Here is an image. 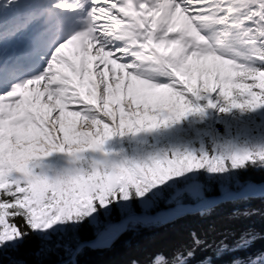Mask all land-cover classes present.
Returning a JSON list of instances; mask_svg holds the SVG:
<instances>
[{
	"label": "snow or ice",
	"instance_id": "obj_1",
	"mask_svg": "<svg viewBox=\"0 0 264 264\" xmlns=\"http://www.w3.org/2000/svg\"><path fill=\"white\" fill-rule=\"evenodd\" d=\"M253 173L264 0H0V264H82L193 217L125 264H264Z\"/></svg>",
	"mask_w": 264,
	"mask_h": 264
},
{
	"label": "trees",
	"instance_id": "obj_2",
	"mask_svg": "<svg viewBox=\"0 0 264 264\" xmlns=\"http://www.w3.org/2000/svg\"><path fill=\"white\" fill-rule=\"evenodd\" d=\"M252 175L257 181L264 179V174L253 173ZM252 203L255 207L264 211V203L259 200L253 201ZM166 207V205L161 203L152 212ZM231 207V205H228L218 209L217 217L221 219L225 218L231 210ZM118 219H120L119 215L113 217L114 221ZM243 223L251 224L258 231L264 232V215L253 216L250 220L244 221ZM196 226L197 219L194 217L180 221L174 225H137L134 229L121 235L110 251L86 253L81 258L82 264H125L131 256H136L140 260L145 261L154 251L169 249L181 243H186L188 241L189 229ZM83 235L84 238H91L92 230L85 229ZM254 248L255 250L264 248V239L257 240ZM28 252L29 249L26 248L20 258L29 261V264H33L35 258L29 255ZM202 255L203 253H198L197 259ZM49 259L51 264H55L57 257L53 255Z\"/></svg>",
	"mask_w": 264,
	"mask_h": 264
},
{
	"label": "water",
	"instance_id": "obj_3",
	"mask_svg": "<svg viewBox=\"0 0 264 264\" xmlns=\"http://www.w3.org/2000/svg\"><path fill=\"white\" fill-rule=\"evenodd\" d=\"M160 211H164V210H160ZM160 211H158V212H160ZM157 213V212H156ZM151 215H154L155 213H150Z\"/></svg>",
	"mask_w": 264,
	"mask_h": 264
}]
</instances>
